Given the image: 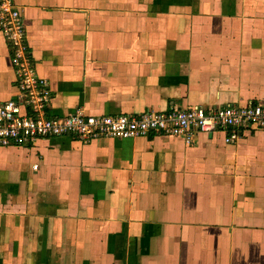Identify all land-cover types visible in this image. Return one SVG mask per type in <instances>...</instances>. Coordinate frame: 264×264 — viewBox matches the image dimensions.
Returning <instances> with one entry per match:
<instances>
[{
    "label": "crops",
    "instance_id": "obj_1",
    "mask_svg": "<svg viewBox=\"0 0 264 264\" xmlns=\"http://www.w3.org/2000/svg\"><path fill=\"white\" fill-rule=\"evenodd\" d=\"M16 4L53 115L264 102V0ZM12 55L0 34V102ZM224 136L0 146V264H264V127Z\"/></svg>",
    "mask_w": 264,
    "mask_h": 264
},
{
    "label": "built area",
    "instance_id": "obj_2",
    "mask_svg": "<svg viewBox=\"0 0 264 264\" xmlns=\"http://www.w3.org/2000/svg\"><path fill=\"white\" fill-rule=\"evenodd\" d=\"M0 34L12 46L18 80L17 97L0 102V146L66 135L95 139L136 138L151 133L183 136L192 143L198 132L217 131H224L225 142L234 143L241 138V131L264 127V102L102 115L79 107L66 116L53 115L49 111L53 95L50 81L37 71L16 0H0Z\"/></svg>",
    "mask_w": 264,
    "mask_h": 264
}]
</instances>
